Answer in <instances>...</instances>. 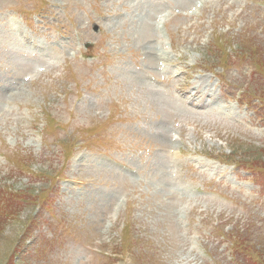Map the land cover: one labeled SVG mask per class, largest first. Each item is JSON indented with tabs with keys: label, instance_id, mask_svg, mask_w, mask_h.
Returning <instances> with one entry per match:
<instances>
[{
	"label": "rangeland",
	"instance_id": "374dc122",
	"mask_svg": "<svg viewBox=\"0 0 264 264\" xmlns=\"http://www.w3.org/2000/svg\"><path fill=\"white\" fill-rule=\"evenodd\" d=\"M261 86L264 0H0V264H264Z\"/></svg>",
	"mask_w": 264,
	"mask_h": 264
},
{
	"label": "trees",
	"instance_id": "16d2710c",
	"mask_svg": "<svg viewBox=\"0 0 264 264\" xmlns=\"http://www.w3.org/2000/svg\"><path fill=\"white\" fill-rule=\"evenodd\" d=\"M258 263V259H254V264ZM259 264V263H258Z\"/></svg>",
	"mask_w": 264,
	"mask_h": 264
}]
</instances>
